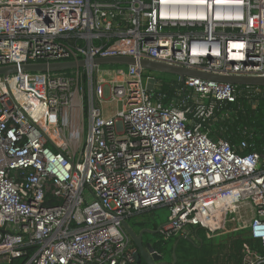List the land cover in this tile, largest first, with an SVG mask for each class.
I'll list each match as a JSON object with an SVG mask.
<instances>
[{
    "label": "built area",
    "instance_id": "obj_1",
    "mask_svg": "<svg viewBox=\"0 0 264 264\" xmlns=\"http://www.w3.org/2000/svg\"><path fill=\"white\" fill-rule=\"evenodd\" d=\"M121 55L111 79L94 62ZM82 59L0 75V263L35 246L25 264H142L123 221L156 206L167 240L247 229L264 248L262 156L206 126L237 85L179 78L166 104L140 63L264 76V0H0V66Z\"/></svg>",
    "mask_w": 264,
    "mask_h": 264
},
{
    "label": "trees",
    "instance_id": "obj_2",
    "mask_svg": "<svg viewBox=\"0 0 264 264\" xmlns=\"http://www.w3.org/2000/svg\"><path fill=\"white\" fill-rule=\"evenodd\" d=\"M180 87L178 81L169 86L161 83L158 89L166 94L167 104L178 96ZM260 88L262 92L257 93L244 85H237L239 94L236 101L219 104L206 126L210 129L209 135L213 140H227L239 152L257 151L264 161V87ZM243 140L247 141L249 146L240 149L239 145ZM194 233L199 244L195 241L190 242L193 250L189 251L187 249L189 239L181 238L176 246L175 264H244L246 246L264 253L261 243L254 240L247 229L212 237H208L204 229H195ZM159 249L161 250L160 247ZM25 250V254L13 258L8 264H25L34 252L35 246L27 247Z\"/></svg>",
    "mask_w": 264,
    "mask_h": 264
},
{
    "label": "water",
    "instance_id": "obj_3",
    "mask_svg": "<svg viewBox=\"0 0 264 264\" xmlns=\"http://www.w3.org/2000/svg\"><path fill=\"white\" fill-rule=\"evenodd\" d=\"M95 63L99 65H114V64H135L136 60L131 56H108V57H98L94 60ZM140 63L143 67L148 70L171 73L177 75L181 80L186 77H197L207 80L227 82L234 85H244V86H260L264 87V76H237V75H221L209 72L200 71L197 69H191L186 67H179L176 65H170L167 63H161L157 61H152L149 59H141ZM86 65L84 59L79 61H60V62H31L22 64H11L0 66V75L7 76L9 74L16 73L18 71L23 72H63L70 71L73 69L83 68ZM156 76L148 79L146 87L149 90L155 89ZM158 207V206H156ZM155 208V207H152ZM151 209V208H149ZM147 210V209H146ZM139 213V212H138ZM135 215V214H134ZM164 225L161 224L157 230H151L149 228H142L141 225H137L139 228H135L128 222V220L123 221V227L126 229L128 234L131 236L132 241L137 249V261L142 264H175L177 261L176 257V246L172 247L173 262L164 261L165 257L159 247L154 246L155 243H159L155 239L156 235L160 233V227Z\"/></svg>",
    "mask_w": 264,
    "mask_h": 264
},
{
    "label": "rangeland",
    "instance_id": "obj_4",
    "mask_svg": "<svg viewBox=\"0 0 264 264\" xmlns=\"http://www.w3.org/2000/svg\"><path fill=\"white\" fill-rule=\"evenodd\" d=\"M102 70L104 71V76L107 79H111L112 78V74L111 72H113V70L122 67L124 69L127 68V64H114V65H102ZM148 72H151L154 76L157 77V79L161 80L163 84H165L166 86H169L170 84H176L178 83L179 77L177 75L171 74V73H162V72H157V71H152V70H148ZM160 83V84H161ZM159 84V85H160ZM109 94V90L106 87L105 89V95L106 97ZM105 107H110L111 109L115 108V104L113 103H105L104 104ZM170 214V209L168 206H158L155 208H151V209H147L144 210L142 212L136 213L134 218L137 220V222H144L146 223V226L151 229V230H157L158 227L165 223L168 220V216ZM155 226H157V228L155 229ZM208 236V235H207ZM190 238L188 241V250L192 251L193 250V246H191L192 243L190 242H196L197 244H199V240L196 237V234L193 232L191 233V235H189ZM209 237V236H208ZM156 240L158 241H162V244H165V250L166 252H168V260H170V262H173V253H171V249L173 247V245H175V243L181 240L179 235L174 236L173 238H171V240H167L164 238V236L160 233H158L155 237ZM170 253L172 254V256L170 255ZM5 264H8L10 262L8 261H4Z\"/></svg>",
    "mask_w": 264,
    "mask_h": 264
},
{
    "label": "flooded vegetation",
    "instance_id": "obj_5",
    "mask_svg": "<svg viewBox=\"0 0 264 264\" xmlns=\"http://www.w3.org/2000/svg\"><path fill=\"white\" fill-rule=\"evenodd\" d=\"M138 224L139 225H141L142 226V228H148L147 226H146V223H144V222H138ZM135 228H138L137 226L135 227ZM139 229V228H138ZM154 246H156V247H160L161 249H162V252H163V254H164V257H165V260L164 261H169L170 262V260H168V252H166V250H165V244H162V241L160 240L159 241V243L157 244V243H155L154 244ZM174 246V245H173ZM172 253V252H171ZM170 253V255L172 256V254Z\"/></svg>",
    "mask_w": 264,
    "mask_h": 264
},
{
    "label": "crops",
    "instance_id": "obj_6",
    "mask_svg": "<svg viewBox=\"0 0 264 264\" xmlns=\"http://www.w3.org/2000/svg\"><path fill=\"white\" fill-rule=\"evenodd\" d=\"M115 106V105H114ZM115 108L111 109L110 107L108 108V110L106 111V115H112L114 113ZM135 215L129 217L127 220L130 224H132L133 226H137L138 222L137 220L134 218Z\"/></svg>",
    "mask_w": 264,
    "mask_h": 264
}]
</instances>
